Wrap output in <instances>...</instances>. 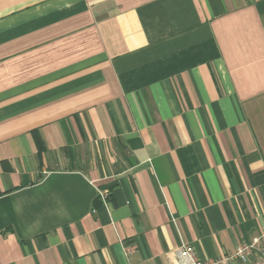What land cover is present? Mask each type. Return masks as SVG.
Here are the masks:
<instances>
[{"label":"crops","instance_id":"crops-1","mask_svg":"<svg viewBox=\"0 0 264 264\" xmlns=\"http://www.w3.org/2000/svg\"><path fill=\"white\" fill-rule=\"evenodd\" d=\"M244 243L264 248V0H0V264Z\"/></svg>","mask_w":264,"mask_h":264},{"label":"built area","instance_id":"built-area-1","mask_svg":"<svg viewBox=\"0 0 264 264\" xmlns=\"http://www.w3.org/2000/svg\"><path fill=\"white\" fill-rule=\"evenodd\" d=\"M109 196L108 192H100V197L104 202ZM177 257L178 264H264V248L255 247L251 243H244L232 254L223 255L216 259H201L193 247L184 245L177 251Z\"/></svg>","mask_w":264,"mask_h":264}]
</instances>
